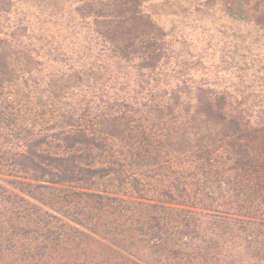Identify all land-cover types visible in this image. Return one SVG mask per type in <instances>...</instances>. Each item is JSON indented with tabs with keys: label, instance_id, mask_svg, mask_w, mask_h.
Returning a JSON list of instances; mask_svg holds the SVG:
<instances>
[{
	"label": "trees",
	"instance_id": "trees-1",
	"mask_svg": "<svg viewBox=\"0 0 264 264\" xmlns=\"http://www.w3.org/2000/svg\"><path fill=\"white\" fill-rule=\"evenodd\" d=\"M0 264H264V0H0Z\"/></svg>",
	"mask_w": 264,
	"mask_h": 264
}]
</instances>
